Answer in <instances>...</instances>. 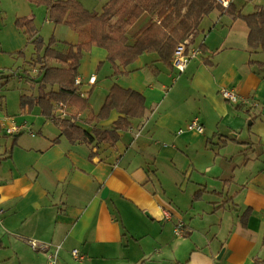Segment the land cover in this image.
Here are the masks:
<instances>
[{
    "label": "crops",
    "instance_id": "obj_1",
    "mask_svg": "<svg viewBox=\"0 0 264 264\" xmlns=\"http://www.w3.org/2000/svg\"><path fill=\"white\" fill-rule=\"evenodd\" d=\"M261 2L242 0L236 8L247 16L264 8ZM217 13L192 38L193 46L203 44L202 54L182 74L145 53L128 74L113 77L105 50L94 47L83 56L78 77L88 104L77 121L82 129H91L83 120L99 111L114 85L144 98V117L118 132L114 147L70 143L39 107L1 117L0 264H47L48 252L33 251L31 240L60 247L57 264H149L151 252L124 245L129 236L137 239L132 221L147 228L148 218L170 233L158 264L264 260V51L250 49L243 20ZM22 17L35 23L28 15L16 19ZM143 19L145 25L149 16ZM43 24L53 32L61 27L48 20L46 7ZM141 28L128 34L130 43ZM54 38L69 45L80 40L74 31ZM222 89L239 103L226 102ZM120 117L112 111L96 125L109 129ZM195 118L202 134L185 130ZM11 122L24 129L7 134ZM179 222L182 236L173 232Z\"/></svg>",
    "mask_w": 264,
    "mask_h": 264
},
{
    "label": "trees",
    "instance_id": "obj_2",
    "mask_svg": "<svg viewBox=\"0 0 264 264\" xmlns=\"http://www.w3.org/2000/svg\"><path fill=\"white\" fill-rule=\"evenodd\" d=\"M27 1L46 7L47 18L53 25L71 29L80 39L76 45L60 44L54 37L44 43L32 19L15 20L26 44L33 49L19 75L37 91L20 95V109L29 112L33 107H39L43 118L53 123L60 136L72 144L114 147L119 140L118 132L127 131L145 115V101L140 93L114 85L99 111L83 120L91 129L84 130L77 125L87 108L88 98L81 92V84H75V79L83 56L94 47L106 51L113 77L128 74L126 68L145 53L155 55L164 67L172 69L171 59L176 47L191 36L194 39L202 21L212 12L219 11L233 20H243L248 28L250 49L264 51L263 7L243 16L234 4L223 8L217 0H109L102 11L96 13L84 8L77 0ZM143 14H147L149 20L130 43L128 30ZM19 56L25 57L26 53L20 52ZM150 69L153 73L158 72L153 67ZM2 75L0 72V79ZM61 108L66 112L65 118L58 116ZM112 111L122 117L109 129L97 127L96 124L107 119ZM262 240L264 244V232ZM254 264H264V260L255 259Z\"/></svg>",
    "mask_w": 264,
    "mask_h": 264
},
{
    "label": "rangeland",
    "instance_id": "obj_3",
    "mask_svg": "<svg viewBox=\"0 0 264 264\" xmlns=\"http://www.w3.org/2000/svg\"><path fill=\"white\" fill-rule=\"evenodd\" d=\"M78 1H80L87 9L99 13L101 12L103 4L108 0ZM241 1L242 0H235L234 3L237 7H241ZM21 13H24V15H28L29 17H34L35 23L40 28V35L42 36L44 43H48L52 37L64 39V37L72 31L71 29L61 26L53 32L52 25L45 26V24H43L44 7L42 6L31 7L27 0H0V72L3 74V78L0 79V119L1 117H10L13 119L18 117L20 115V95L36 93V90L33 92L28 90L27 83L24 79H21L22 77L19 75L22 69L26 67L25 62L28 59V55L33 51L31 46L27 44L25 45V37L15 25L16 17L24 16L23 14L21 15ZM217 14V11L212 12L211 15L205 19L203 27L215 18V15ZM142 16L143 17H140L134 23V27L129 29V35L135 33L144 25L145 19L143 18H146L147 15L144 14ZM62 34H64V36H62ZM20 52H25L26 56H19ZM152 56L155 57V55ZM161 68H163V71H166V68L163 66H161ZM12 74H15V76L11 79H6L7 76ZM0 137L5 138L1 129ZM146 222L147 228H144L142 227L144 224L132 221L131 226L133 227L135 235H137V239H132L129 236L124 245H128L131 251L135 250L140 252L142 250L147 253L151 252L150 255H153V257L152 262L149 264L162 263L160 253L163 251L162 249L165 241L170 240V233L169 231H166L165 223L158 222L157 220L151 221L149 218ZM171 236L173 238L175 237L172 233ZM146 257L149 258L150 256Z\"/></svg>",
    "mask_w": 264,
    "mask_h": 264
},
{
    "label": "built area",
    "instance_id": "obj_4",
    "mask_svg": "<svg viewBox=\"0 0 264 264\" xmlns=\"http://www.w3.org/2000/svg\"><path fill=\"white\" fill-rule=\"evenodd\" d=\"M217 2L223 8H227L228 5L230 4V0H217ZM191 40H192V36L189 37L187 40H185L182 44L177 46L173 53V57L171 59V66L178 74H182L185 71L188 64L193 59L199 58L202 54L200 46L199 45L193 46L191 44ZM95 79H96V76L92 74L88 79V84L93 85L95 83ZM75 84L76 85L81 84V80L79 77L75 79ZM219 94L228 103H231V104L239 103V98L231 90L222 89L220 90ZM58 116L60 118H65L67 116L65 110L61 108L60 111L58 112ZM23 129H24L23 126H19L11 122L6 132L7 134L14 136L20 133ZM185 130L195 131L199 134H202L204 132L203 126L200 124V122L196 118L190 121L185 126ZM179 133H182V131L180 130ZM164 218L166 220H169L171 216L168 213H165ZM183 227H184V224L179 222L173 230L174 234L176 236H182ZM28 245L33 251L48 252L47 264H57L58 251L60 247L56 246L52 248L50 244L40 243L34 240L28 241ZM71 255L76 260L82 259V257L78 254L77 250H72Z\"/></svg>",
    "mask_w": 264,
    "mask_h": 264
},
{
    "label": "water",
    "instance_id": "obj_5",
    "mask_svg": "<svg viewBox=\"0 0 264 264\" xmlns=\"http://www.w3.org/2000/svg\"><path fill=\"white\" fill-rule=\"evenodd\" d=\"M105 194H107V189H103L102 194H101V197L104 198L105 197Z\"/></svg>",
    "mask_w": 264,
    "mask_h": 264
}]
</instances>
